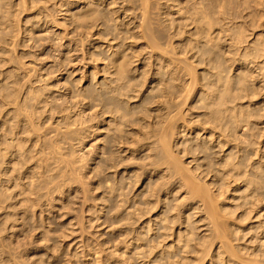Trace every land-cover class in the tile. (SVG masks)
I'll return each instance as SVG.
<instances>
[{
    "label": "rangeland",
    "instance_id": "374dc122",
    "mask_svg": "<svg viewBox=\"0 0 264 264\" xmlns=\"http://www.w3.org/2000/svg\"><path fill=\"white\" fill-rule=\"evenodd\" d=\"M83 7L87 9H83ZM80 8L87 13L79 10ZM80 11L84 12V15L80 16L85 18L84 22L77 20L80 19ZM72 15H75V19L72 18ZM119 55L123 58L120 59ZM117 60L126 63V65L124 64L125 70L121 75L123 78H120L121 76L116 73V67L113 64ZM19 86L21 89L18 88ZM20 90L23 92H19L20 95H18ZM110 90L115 92L112 93ZM0 96V150L2 152L7 150V153H2L7 155L6 158L1 157L4 155L0 154L1 163V158L4 159V164L0 163V172H5L2 175L3 178L0 175V192L6 194L0 193V199L3 200L6 196L7 203L14 204L16 201L15 203L18 205L21 198L26 200L23 199V203L19 207L14 204L11 205L12 209L10 207L7 210L0 208V262H2L0 264H5L3 260L7 264H169L168 261H172L171 264L175 262L178 264H264V246L262 245L264 243V237H262L264 236L263 0H146L145 7L142 5V0H0ZM14 98L21 102L17 103ZM6 99L7 101H4ZM2 101L11 103V105H4L5 103L2 104ZM87 101L90 102L87 103ZM14 105L21 107L22 110L20 111L18 107L16 109ZM10 106L16 110L11 109ZM32 106L35 110H32L33 112L30 111ZM94 106L97 112H95ZM99 106L102 111L98 109ZM91 110L95 112L96 117L90 113ZM19 111L30 112L29 115H33L39 120L31 116L26 119L27 113H24V116L20 115ZM79 111H84L85 116H83V120L78 121L76 116L79 117ZM17 114H19V118ZM117 116L121 117L118 118ZM144 116L149 121L143 119ZM28 118L33 120L32 123L34 124L42 123V126L32 124ZM90 118H93L92 121L89 120ZM166 118H171V121L170 119L164 121ZM19 119H25L23 120L25 124L18 121ZM35 121L38 122L35 123ZM125 122L135 123L133 124L135 126ZM147 122L150 125L148 128L155 129L151 134L148 132L150 129L142 131L146 130L147 124L144 123ZM156 122L161 123L160 126H166L164 124L173 126L171 128H173L174 134L169 133V136L165 137L168 140L167 145L172 146H169L167 151L170 148L177 149V153L175 150L171 149V151L173 155L177 154L174 157H178L176 160H179L182 165L178 164L179 161H173L172 157H170L172 160L169 159V161L176 163V165L169 164L168 160H163L161 155L164 150L162 147V150L159 149L161 144L156 142L157 140L160 141L158 138H163L162 135L160 136L161 131L165 129L164 133L167 135L166 131L169 128L164 127L163 129L162 126L161 130ZM124 123L128 126L125 127ZM27 125H34L39 128L33 127V129ZM169 125L167 126L169 127ZM15 126H18L19 129ZM116 126L121 130H117L121 132V136H118L119 133H115V131L113 133ZM27 127L30 128V132ZM135 128L138 130L141 128L140 132ZM31 129L36 131L41 129L40 132L43 133V136L39 137L42 138H38V135L42 133L36 132L35 137L38 138L36 139ZM90 129L94 132H89ZM16 131H20V135ZM141 131L145 132L146 135L149 133L148 137L152 136L151 139L143 135ZM122 132H130V134L135 132V134L132 133L136 136H133L136 139L134 144L143 142L144 136L147 142L144 141L146 142L143 143L145 144L144 147L142 144H140L142 146L138 144L133 149V143L130 142L131 137H122ZM159 132L160 134H158ZM14 134L18 135L14 136ZM29 134L33 135L29 136ZM139 134L140 137H143L137 142L140 138ZM114 135L116 137H113ZM157 135L159 136L157 137ZM12 136L14 138H11ZM28 136L30 142L28 139H23L28 138ZM49 137H56V139L53 141L52 138L51 141ZM108 137H110L109 140ZM112 137L126 138L125 140H129L128 143H132V149L125 147L127 145L130 147V143L126 144L127 141L117 138L119 143L124 142V144L121 145L120 143V148L117 146L118 148L114 150L118 143L114 145L115 143L111 140ZM20 138L21 140H19ZM58 138L60 139L58 140ZM11 139L27 142L18 143L15 141V145H12ZM117 139L114 140L118 141ZM131 140L133 141V139ZM39 141L40 144H38ZM108 141L112 142L111 146L115 148H110ZM148 141L150 146H148ZM54 142L60 145L59 154L50 153V146ZM30 143L34 146H30ZM36 143L39 147H35ZM13 146L20 147V150ZM24 146L28 148H24ZM147 146L150 148H145ZM140 148L145 150H138ZM40 149L48 151L42 152ZM136 149L141 153L133 152ZM148 149L151 151L148 152ZM102 150L109 151V153H104ZM125 150L129 152H123ZM113 151H116V156H113ZM21 152L22 155L25 154L24 156H26H23V159L20 155ZM33 152L35 153L33 154ZM39 153H44V156L49 155V159L56 157L52 155L57 154L62 157L64 154L63 156L67 160L73 161L74 158V162H72L73 164L65 162L69 163L68 165L64 162L63 164L59 163L61 166L55 165L57 163L51 162L49 159L47 162L48 156L44 157ZM81 153L86 160L83 159ZM117 153L124 162L126 158H131L125 162L128 164L125 165L127 167L124 168L123 161L119 159ZM132 153L134 156H131ZM166 153L164 152L165 156H172V153ZM18 154L20 157L17 156ZM79 154L83 159L81 161L80 158L78 159ZM111 154L114 158L117 157L118 162L120 160L119 164L122 163V167L118 168L120 165L117 164L118 166L113 167L116 168L115 171L110 172L111 169L108 168H111L109 165L112 161L105 159ZM11 155H15V157L12 156V159ZM30 155L33 157L31 158ZM39 155L43 157H39L42 160L37 158ZM106 155L107 157L104 159ZM147 155L154 158L149 160ZM10 157L11 159H9ZM90 157H95V159L87 160ZM135 157L136 160H134ZM139 158H142V161ZM43 159L47 165L42 163ZM103 160L106 161L107 165L102 163ZM113 162L112 164H116L117 161ZM232 162H236V164L233 165ZM26 163H28L27 166H25ZM99 163L105 164V166L100 167ZM144 164H148V168ZM65 165L68 168L70 166L75 167L73 169L75 172H72L71 167L68 170H71L72 173L67 174V169L64 172ZM29 166L30 168H28ZM31 166L34 169H31ZM107 166L109 167L106 168ZM128 166L131 168L129 167V169ZM172 166L176 167L177 170ZM178 166H181V169ZM39 168L42 170H39L41 172H38ZM143 168L145 170H142ZM185 168L189 172L192 170L194 173V175L190 173L192 178L196 174H198L196 179L202 178L204 175L201 184L197 183L198 187L206 186L199 187L204 189V194L207 193L206 190L209 192L212 189L215 190L212 192L215 193L216 206L209 200H213V197H209L208 201L206 200L209 193L205 195V198H203L204 194L193 195L192 192H190V197L188 196L189 191L186 192L187 188L185 189V187H188L189 184L183 187L188 181L181 179L189 176V172L187 174ZM19 169L22 172L19 174L20 176L18 175L21 179L17 176ZM151 169L154 170L151 171ZM178 169H184L183 172L186 175L181 171L185 175L183 177ZM26 170L31 172L28 173ZM34 170H37V174H43L38 177L32 172ZM61 170L63 171L61 172ZM100 170L103 172L105 170L104 174L109 175H105L109 178L106 177V180L109 181L104 180V178L103 180L109 182L107 185L111 182V185L114 186H110L111 188L115 187L113 188L114 191L108 188L106 182L100 178V176L105 177ZM132 170L135 173L141 171L140 175L144 174L141 176L142 180L139 173L138 175L132 174ZM175 171L177 172L175 173ZM26 172L27 176H25ZM63 172L65 175L63 174L62 177L60 173ZM112 172H115V175H110ZM150 172L151 174H149ZM209 172L218 174H209ZM11 175L17 177H13L8 183L12 178ZM122 175L126 177L123 178ZM132 175L136 176L133 177ZM28 176L31 177L28 179L26 178ZM32 177L34 178L32 179ZM61 177L63 181L60 179ZM136 177L141 182L136 179L137 182L133 183L136 184L135 186L122 181V179L129 181L133 178L130 182H134ZM243 177L244 179H242ZM39 178L40 180H38ZM118 178H122L121 181ZM235 178L237 180H234ZM188 179L189 177L185 180ZM200 179L198 180L200 181ZM20 180H23L24 186H26V182L28 183L25 187L27 189H23L24 186ZM58 180L61 186L63 185L62 182L64 183L63 187L56 186ZM64 180L70 183L66 184ZM191 180L196 183V180ZM5 181L7 184L3 183ZM155 181L158 182L156 185H154ZM202 182L204 183L202 184ZM18 183L20 186H17ZM50 184H55V188ZM148 184L151 187L147 188ZM47 185H50L48 190L45 188L48 187ZM116 185L125 191L121 188L119 190ZM5 187L9 188L10 191ZM29 187L33 188V191L28 189ZM2 188L6 190L2 191ZM57 188H62L61 192H58L60 189L57 191ZM69 188L70 190H68ZM13 189L19 190L16 191L17 194L13 192L15 191ZM26 190L32 192L31 195ZM34 190L38 192V195L35 194ZM53 190L57 192H52ZM154 190L156 191L155 194ZM120 191H124V193ZM139 192L141 193L138 194ZM150 193L155 195L153 197L151 194L152 199H149L151 198ZM10 194L13 195H11L12 197L20 198H16L17 200L11 198ZM144 194L146 195L143 196ZM7 195L9 196L7 197ZM27 196L32 197L30 199ZM195 196L199 199L194 198ZM145 197H147L146 200L148 199L146 202L151 201L152 204V200L156 201L157 199L154 198H158L156 202L154 201L158 205L146 203ZM123 198H128L127 201H131L127 203L126 199L123 200ZM201 198L203 201H211V206L207 205L206 201L202 204L203 201H199L202 200ZM27 199L30 202L33 200L31 202L33 205ZM161 199L164 202L160 203ZM252 199L253 204H251ZM25 202L29 203L26 204ZM203 205L207 207L213 205L215 207L213 209L219 213L218 219L215 217L216 213L214 216L208 215L218 220L213 219V222L215 221L218 225H223L222 222H225L223 227L220 226L221 229L218 225L216 226L217 232L219 228L223 237L220 234L215 236L216 233L211 235L216 232L213 224L212 227L209 226L211 223L209 219L211 220L213 217L207 218L206 209H203ZM257 205L256 212H254V207ZM13 207L19 209L15 210ZM136 207L139 209L134 211ZM248 207L249 209H247ZM125 208L127 209L125 210ZM160 208H162L161 213ZM9 209L13 215L16 211L17 215H11L8 212ZM213 209L210 210L213 211ZM138 210L141 213H138ZM207 213L211 212L207 211ZM7 214H10V217ZM121 214L122 217H120ZM135 214L141 216L137 217ZM12 217H14V221L15 218L18 222L23 219L24 221L16 222V225H13L15 223H12L14 222ZM156 217H159V220ZM148 218L153 222H147L149 221ZM143 219L145 220L143 221ZM180 222L182 224H179ZM146 223H149L148 228L151 230H147L148 224ZM163 226L167 227L164 228ZM210 228H214L213 232ZM211 236H221L218 238L222 239L213 238L214 241L212 239L210 241ZM163 238L166 239L163 240ZM210 242L214 243L210 245ZM151 244L156 248H151L150 246H153ZM224 245L227 247L231 245L229 247H233L234 250L229 248V251H234L232 253L234 255L230 254ZM220 247L222 248L220 249ZM150 248L154 252L149 250L152 251L150 253L147 250ZM162 248L165 249L159 253ZM223 249L227 252H223ZM205 250H210L207 252L209 255L205 253ZM156 252L158 253L155 254ZM201 252L202 254L205 253V257L202 256ZM153 254L155 255L153 256ZM254 254L256 257H252ZM212 256L215 257L212 259ZM174 258L180 260L173 261ZM194 259L196 261H193ZM97 260L99 261L97 262Z\"/></svg>",
    "mask_w": 264,
    "mask_h": 264
},
{
    "label": "bare ground",
    "instance_id": "6f19581e",
    "mask_svg": "<svg viewBox=\"0 0 264 264\" xmlns=\"http://www.w3.org/2000/svg\"><path fill=\"white\" fill-rule=\"evenodd\" d=\"M256 1H258V0H256ZM263 1H264V0H263ZM145 4H146V0H142V5H143L144 7H145ZM83 9H87V8H84V7H83ZM83 9L80 8L79 10L84 11ZM88 10H89V8H88ZM84 12L87 13L86 11H84ZM84 12H83V13H84ZM73 13L75 14V12H73ZM73 13H72V14H73ZM77 13H78V12H77ZM79 13H80L79 17H80L81 15H84L81 11H80ZM81 13H82V14H81ZM75 15H76V14H75ZM75 15H72V18L75 19V17H74ZM76 16H77V15H76ZM70 17H71V16H70ZM84 17H85V16H84ZM74 19H72V20H74ZM76 19H77V18H76ZM80 19H81V20H80ZM80 19H77V20H78V21H82V20H83L82 22L85 21V20H84L85 18H81V17H80ZM116 56L118 57V54H117ZM119 56H120V55H119ZM120 57H121V56H120ZM122 58H123V57H121L120 59H122ZM114 59H115V58H114ZM117 59H118V58H117ZM115 61H116V60H115ZM119 61H120V60H117V62H114V61H112V62H114L113 64L115 65V66H114V65H113V66L116 67V73L119 74V75L121 76L122 73H123V71L125 70V69H124V66L126 65V63H124V61H120V62H119ZM124 64H125V65H124ZM11 73H13V72H11ZM11 75H12V74H11ZM12 76H14V75H12ZM14 78H15V76H14ZM120 78H123V76H121ZM15 81H16V80H15ZM10 83H12V82H10ZM13 83H14V82H13ZM11 86H13V85H11ZM116 87H117V86H116ZM18 88H20V86H19ZM107 88H108V87H107ZM109 88H110V87H109ZM20 89H21V88H20ZM13 90H16V89L13 88ZM110 91H112V90H110ZM19 92L22 93L23 91H21V90L18 91V95H20ZM114 92H115V91H112V93H114ZM16 93H17V92H16ZM162 93H163V91H162ZM110 94H111V93H110ZM160 94H161V93H160ZM23 95H24V94H23ZM25 95H26V94H25ZM127 95H128V94H127ZM1 96H2V95H1ZM1 96H0V97H1ZM15 96H16V95H15ZM161 96L163 97V95H161ZM13 97H14V96H13ZM17 97L19 98L20 96H17ZM17 97H16V98H17ZM88 97H89V96H88ZM20 98H23V97H20ZM24 98H25V97H24ZM128 98H129V97H128ZM10 99H12V98H10ZM2 100H3V99H2ZM14 100H16V99L14 98ZM4 101H7V99L4 100ZM4 101H2V102H3L2 104L5 103ZM9 101H11V100H9ZM157 101H159V100H157ZM166 101H167V100H166ZM16 102L18 103V102H21V101H18V99H17ZM16 102H14V103H16ZM88 102H90V101H87V103H88ZM164 103H165V102H164ZM6 104L11 105V103H5L4 105H6ZM24 104H25V103H24ZM167 104H168V103H167ZM167 104H166V105H167ZM12 105H13V104H12ZM17 105H18V104H17ZM17 105H14L15 108L18 107ZM99 105H101V104H99ZM3 107H4V106H3ZM10 107H11V106H10ZM15 108H12V107H11V109H15ZM18 108L20 109L21 107H18ZM66 108H67V107H66ZM66 108H65V109H66ZM68 108H69V107H68ZM94 108H95V106H94ZM94 108H93V110H94ZM16 109H17V108H16ZM16 109H15V110H16ZM19 109H18V110H19ZM25 109H27V108H25ZM65 109H63V110H65ZM98 109L101 110V107L99 106ZM166 109L168 110V108H166ZM21 110H22V109H20V111H21ZM27 110H28V109H27ZM32 110H34V109H33V106H32V108H31L30 111H32ZM95 110H96L95 112H97V109H96V108H95ZM20 111H19V112H20ZM34 111H35V110H34ZM84 111H85V109H84ZM84 111H79V112H78V113H79V117L76 116L77 119H78V121H79L80 119L83 120V116H85V114H84L85 112H84ZM98 111H99V110H98ZM101 111H102V110H101ZM32 112H33V111H32ZM83 112H84V113H83ZM93 112H94V111L91 110L90 113H91V114H94V116H95V112H94V113H93ZM114 112H115V111H114ZM8 113H9V112H8ZM15 113H17V112H15ZM20 113H21L20 115H24L25 112H24V113H23V112H20ZM22 113H23V114H22ZM26 113H27V112H26ZM26 113H25V114H26ZM28 113L31 114L30 112H28ZM28 113L26 114V116L24 115V116L26 117V119H27L28 116L33 117V115H29ZM34 113H36V112H34ZM90 113H89V114H90ZM109 113H111V112H109ZM4 114H6V113H4ZM96 114H99V113H96ZM13 115H14V114H13ZM17 115H18V118H19V114H17ZM76 115H77V114H76ZM87 115H88V114H87ZM122 115H124V114H122ZM14 116H16V115H14ZM90 116H91V115H90ZM94 116H93V118H94ZM99 116H101V115H99ZM102 116H103V115H102ZM148 116H149V115H148ZM148 116H146V117L148 118ZM36 117H38V116H36ZM68 117H70V116H68ZM86 117H87V116H86ZM95 117H96V116H95ZM108 117H109V116H108ZM114 117H115V116H114ZM117 117H118V116H117ZM120 117H121V116H120ZM120 117H118V118H120ZM153 117H155V116L153 115ZM21 118H24V117L21 116ZM33 118H34V117H33ZM33 118H32V119H33ZM38 118H39V117H38ZM70 118H71V117H70ZM93 118H92V119H93ZM106 118H107V117H106ZM155 118H157V116H156ZM28 119L30 120V118H28ZM34 119H37V118H34ZM67 119H69V118H67ZM87 119H88V118H87ZM92 119L90 118L89 120L92 121ZM143 119H146L145 116L143 117ZM167 119H170V121H171V118H166V120H164V121H167ZM15 120H17V119H15ZM23 120H25V119H23ZM23 120L19 119L18 121H22V123H24ZM37 120H39V119H37ZM119 120H120V119H119ZM12 121H14V120H12ZM26 121H27V120H26ZM30 121H31V123H32L33 120H30ZM30 121H28V122L30 123ZM72 121H73V120H72ZM74 121H77V120H74ZM113 121H115V120L113 119ZM116 121H118V120H116ZM124 121H129V120H124ZM146 121H149V120L146 119ZM168 121H169V120H168ZM33 122H34V121H33ZM37 122H38V121H37ZM37 122L35 121V123H37ZM100 122H101V121H100ZM102 122H103V120H102ZM104 122H105V121H104ZM121 122H122V121H121ZM121 122H120V123H121ZM22 123H21V124H22ZM125 123H126V122H125ZM125 123L123 124L125 127L128 126V125L126 126V124H129V125L132 124V126H135V125H133V124H135V123H130V122H129V123H126V124H125ZM156 123H158V122H156ZM166 123H171V122H166ZM12 124H15V123H12ZM24 124H25V123H24ZM27 124H28V123H27ZM32 124H34V123H32ZM38 124H39V123L34 124V125H38ZM69 124H70V123H69ZM75 124H76V123H75ZM103 124H104V123H103ZM144 124H147V127L143 125V127H146V130H142V131H147L148 129H150V130H148V132H149L150 134H151V132H152V133L154 132L155 129L152 130V128H148V127H150V125L148 124V122H147V123H144ZM160 124H161V123H158L157 126H160ZM17 125H19V123H17ZM22 125H23V124H22ZM34 125H33V126H31V125H27V126H30L31 128H33V127L39 128V127L34 126ZM39 125L42 126V123L39 124ZM67 125H68V124H67ZM70 125H71V124H70ZM148 125H149V126H148ZM152 125H153V124H152ZM164 125H166V126L161 125L159 128H161V130H162V126H163V129H164V127H166V129L169 128V129H167V131H169V130H171V131H169V132L166 131V133H168V134L166 135V134L164 133V132H165V129H164V131H161V130H160V131L162 132V134H160V132H159L158 134H160V136L162 135L164 139H163V138H158V139H160V141L157 140L156 143H160V144L162 145V146L160 145V148H159V149H161V147L163 148V150H164V151H162L163 154H164V152H165V153H166V152H169L168 154H170V153H172L171 149L173 150V148H170V150L167 151V150H168V147H169L170 145H167L168 140L165 139V137H166V136H169V133L174 134V133H173L174 131H172L173 128H171V127H173V126H172V125L170 126L169 124H164ZM167 125H169V127H168ZM9 126H10V125H9ZM24 126H25V125H24ZM24 126H22V127H24ZM92 126H93V124H92ZM94 126H95V124H94ZM132 126H129V127H132ZM139 126H140V125H139ZM141 126H142V125H141ZM15 127H17V128L19 129L18 126H15ZM129 127H128V129H129ZM151 127H153V126H151ZM17 128H15V130H17ZM28 128H29V127H27V129H28ZM41 128H42V127H41ZM133 128H134V127H133ZM133 128H131V129H133ZM141 128H142V127H141ZM141 128H140V130H141ZM27 129H26V131H27ZM33 129H34V128H33ZM33 129H31V131L34 133V137L36 136V135H35L36 132H39L40 134L42 133V132H40V131H42L41 129H39L38 131L33 130ZM118 129H119V128L116 126V128L113 130V133H114V131H115V133H116V132L119 133L118 136H121V135H120L121 132H119V131H121V130L119 129V131H117ZM135 129H137V128H135ZM135 129H134V130H135ZM29 130H30V128L28 129V131H29ZM137 130H138V129H137ZM140 130H138V131L140 132ZM151 130H152V131H151ZM158 130H159V129H158ZM158 130H157V131H158ZM176 130H177V128H176ZM182 130H184V129H182ZM11 131H13V130H11ZM34 131H35V132H34ZM44 131H45V130H44ZM125 131H127V130H125ZM128 131H130V130H128ZM142 131H141V133H143V135H146V133H145V132H142ZM16 132H17V131H16ZM19 132H20V131H18L17 133L19 134ZM23 132H24V131H23ZM29 132H30V131H29ZM89 132H94V131L90 129ZM130 132H131V131H130ZM130 132H125V133L122 132V137H127V138H129L128 136H130V137H131V138H130V142L133 143V142L136 140V139L133 138V136H134L133 134H135V132H132V133H133V134L131 133L132 135L130 134ZM179 132H180V131H179ZM182 132H183V131H182ZM12 133H13V132H12ZM27 133H28V132H27ZM44 133H46V132H44ZM126 133H128V135H126ZM149 133H147L146 137H148V135H150ZM176 133H177V131H176ZM18 134H17V135H18ZM129 134H130V135H129ZM136 134H137V133H136ZM17 135L14 134V136H17ZM19 135H20V134H19ZM32 135H33V134H29V136H32ZM111 135H112V134H111ZM125 135H126V136H125ZM164 135H165V136H164ZM177 135H178V133H177ZM179 135H180V134H179ZM14 136H12L11 138H14ZM29 136H28V138H23V139H25V140L28 139V140H29L28 142H30ZM39 136H43V133H42L41 135H38V138H42V137H39ZM116 136H117V134H116ZM116 136L114 135L113 137H116ZM138 136L140 137V134H139ZM153 136H154V135H153ZM158 136H159V135H157V137H158ZM180 136H181V135H180ZM18 137H20V136H18ZM21 137H22V134H21ZM23 137H24V136H23ZM50 137H51V136H50ZM50 137H49V138H50ZM113 137H112V138H113ZM122 137H121V138H120V137H117V138L120 139V140L123 139V141H125V142L127 141L126 144H129V143H130V142L128 143L129 140H125L126 138H122ZM134 137H136V136H134ZM142 137H143V136H141V137L138 139L137 142H139V140H141ZM144 137H145V136H144ZM144 137L142 138V139H143V140H142L143 142H140V143H137V144H134V143L132 144V143H130V144H129L130 147H128V145H127V146L123 145V147L125 146V147H127V148H131L132 145H133L134 147H132V148L134 149V148L137 147L136 145H138V144H139V145L142 144L143 147H144L145 144H143V143H146V142H147V141L145 140ZM151 137H152V136H149L148 138L151 139ZM175 137H176V135H175ZM16 138H17V137H16ZM35 138H36V137H35ZM35 138H34V140H35ZM38 138H36V139H38ZM52 138H53V141L56 139V137H52ZM52 138H50L49 140H51ZM117 138H113V139H111V140H113L112 142L115 143V144L113 143L114 145H116L117 143L119 144V145L117 144V145L115 146L116 148H115V147H112V146H111V145H112V142L108 141V142H110V146H111L110 148H115L114 150H116V149L120 146V143H121V142L119 143V140H118ZM167 138H168V137H167ZM181 138H182V137H181ZM44 139H45V138H44ZM59 139H60V138H58V140H59ZM109 139H110V137H108V140H109ZM114 139H117L118 141H116V140H114ZM131 139H133V141H132ZM175 139H176V138H175ZM11 140L13 141V139H11ZM19 140H21V138H20ZM19 140H14L13 143H11V144H12V145H13V144L15 145L14 142H15V141L18 142ZM25 140H24V141H25ZM39 140H41V139H39ZM45 140H46V139H45ZM106 140H107V139H106ZM106 140H105V141H106ZM147 140H148V139H147ZM164 140H167V141H164ZM24 141H22V142H24ZM36 141H38V140H36ZM51 141H52V140H51ZM144 141H146V142H144ZM149 141H150V140H149ZM149 141H148V146H150L149 143L151 142V141H150V142H149ZM158 141H159V142H158ZM182 141H183V140H182ZM22 142H18V143H22ZM25 142H27V141H25ZM41 142H42V141H41ZM165 142H166V143H165ZM18 143H17V144H18ZM31 143L34 144V142H31ZM31 143H30L29 145H30V146H34V145H32ZM37 143H38V142H37ZM37 143H36V146H35V147H37V146L39 147V145H37ZM102 143H103V142H102ZM135 143H136V142H135ZM174 143H176V142H174ZM180 143H182V142H180ZM27 144H28V143H27ZM38 144H40V141H39ZM50 144H51V143H50ZM122 144H124V142L121 143V145H122ZM131 144H132V145H131ZM177 144H178V143H177ZM12 145H11V147H12ZM21 145H22V144H21ZM25 145H26V144H25ZM42 145H44V144L42 143ZM102 145H104V144H102ZM142 145H140V146H142ZM158 145H159V144H158ZM172 145H174V144H172ZM186 145H187V144H186ZM30 146H29V147H30ZM59 146H60V145H58L56 142H54L53 144H51V146H50V153H52V154H54V153H58V154H59V153H60V152H59V149H60ZM106 146H107V145H106ZM117 146H118V147H117ZM148 146L145 147V148H150V147H148ZM174 146H175V145H174ZM176 146H177V145H176ZM191 146H192V145H191ZM5 147H6V146H5ZM13 147H15V146H13ZM17 147H18V146H17ZM17 147H15V148H16L17 150H20V149H19L20 147H19V148H17ZM25 147H26V146H24V148H25ZM40 147H42V146H40ZM61 147H62V146H61ZM108 147H109V146H108ZM125 147H124V148H125ZM138 147H139V146H138ZM170 147H172V146H170ZM186 147H188V145H187ZM9 148H10V147H9ZM9 148H8V149H9ZM15 148H14V149H15ZM26 148H28V147H26ZM44 148H45V147H44ZM102 148H104V147H102ZM119 148H120V147H119ZM132 148H131V149H132ZM141 148H142V147H141ZM141 148L138 149V150H141ZM2 149H4V148H2ZM41 149H42V148H41ZM41 149H40V150H41ZM125 149H126V148H125ZM151 149H152V148H151ZM179 149H180V148H179ZM184 149L186 150V148H184ZM4 150H6V149H4ZM4 150H3V151H4ZM9 150H10V149H9ZM23 150H24V149H23ZM28 150H29V149H28ZM35 150H36V149H35ZM37 150H38V149H37ZM60 150H61V149H60ZM107 150L110 151V149H107ZM118 150H119V149H118ZM128 150H130V149H128ZM138 150L136 149V150H134L133 152L136 153V151H137V152L141 153V152L138 151ZM142 150L144 151L145 149H142ZM142 150H141V151H142ZM161 150H162V149H161ZM174 150H175V149H174ZM174 150H173V151H174ZM176 150H177V149H176ZM176 150H175V153H177ZM185 150H184V151H185ZM0 151H1V150H0ZM13 151H14V150H13ZM24 151H25V150H24ZM24 151H23V152H24ZM41 151H42V150H41ZM44 151H48V150H43L42 152H44ZM80 151H81V149H80ZM102 151H103L104 153H107V152L109 153V151H106V150H102ZM126 151H127V150H125V151H123V152H126ZM150 151H151V150H150ZM150 151H149V149H148V152H150ZM11 152H12V150H11ZM14 152H15V151H14ZM17 152H18V151H17ZM27 152H28V151H27ZM38 152H39V151H38ZM113 152H114V151H113ZM120 152H121V149H120ZM123 152H122V153H123ZM127 152H129V151H127ZM145 152H147V151H145ZM148 152H147L146 154H148ZM2 153H7V150H6V152H5V151H4V152H2V151L0 152L1 155H4V156H1V157L6 158L7 155L2 154ZM15 153H16V152H15ZM34 153H35V152H33V154H34ZM139 153H138V154H139ZM178 153H181V152L178 151ZM184 153H186V152H184ZM12 154H14V153H12ZM23 154H24V153H23ZM39 154H41V153H39ZM52 154H51V155H52ZM61 154H63V153H61ZM81 154H82V153H81ZM81 154H79L78 159L80 158V161L83 160V159L86 160V159H85V156H84L83 154H82L83 159H82V157H80ZM115 154H116V151L114 152V155H113V156H116ZM117 154H118L117 156L119 157V153H117ZM129 154H130V153H129ZM132 154H133V155H131V156H134V153H132ZM163 154L161 155V156H163V157H162L163 160H168L169 164L176 165V163H174V162H173V163H170V162H171V161H169V159H171L170 157H172L173 161L175 160V162L179 161V160H176V159H178V157H177V158L174 157V156H176L177 154L173 155V153H172V156H165V154H164V155H163ZM166 154H167V153H166ZM188 154H190V153H188ZM195 154H196V153H195ZM15 155H16V154H15ZM15 155H11V157H12V156L15 157ZM20 155H22V152H21ZM24 155H25V154H24ZM24 155L21 156L22 159H23V156H24ZM36 155H37V154H36ZM41 155L44 156V153L41 154ZM41 155H39L37 158L42 157ZM63 155H64V154H63ZM63 155H62V157H60L61 155L58 156L57 154H56V155H52V156H56V157H51V159H49V157H50L49 155H45V156H46V157L48 156V158H47V162H48V159H49V161H51V162L53 161L54 163H57V164H55V165H58L59 163H60V164H63V162H64V163H65V162H69V163L74 162V158H73V161L70 160V159H68V160L71 161V162H70V161H68V160L66 159V157L63 156ZM94 155H95V154H94ZM107 155H108V154H107ZM107 155L104 157V159L107 157ZM109 155H110V154H109ZM120 155H121V153H120ZM122 155H123V154H122ZM127 155H128V154H127ZM127 155H125V156H127ZM139 155H140V154H139ZM9 156H10V153H9ZM17 156L20 157L19 154H18ZM27 156H28V155H27ZM45 156H44V157H45ZM95 156H96V155H95ZM111 156H112V154H111ZM111 156H108L105 160H106V161L109 160L110 162H111V161H112V162H113V161H114V162H116V161L118 162V159H116L117 157L114 158V157L112 156V158H113V159H112ZM135 156H136V155H135ZM147 156H148V159H149V160H151V158H154V157H149V155H147ZM150 156H151V153H150ZM179 156H180V155H179ZM200 156H202V155H200ZM11 157H10L9 159H11ZM13 157H12V159H13ZM24 157H26V156H24ZM30 157H31V155H30ZM32 157H33V156H32ZM32 157H31V158H32ZM34 157H35V155H34ZM59 157H60V158H59ZM136 157H137V156H136ZM136 157H135V159H134V158H132V159L136 160ZM140 157H141V156H140ZM164 157H165V159H164ZM167 157H168V158H167ZM173 157H174V158H173ZM3 158H1V159H2V163H3V160H4ZM7 158H8V157H7ZM21 158H20V159H21ZM31 158H30V159H31ZM37 158H36V159H37ZM42 158H43V157H42ZM71 158H72V157H71ZM123 158H124V157H123ZM125 158H126V157H125ZM142 158H144V157H142ZM142 158H139V160L141 159V161H142ZM18 159H19V158H18ZM39 159H41V158H39ZM39 159H38V162H40ZM44 159L46 160V158H44ZM44 159H43V161H42L43 164L46 163V161H45ZM78 159H75V160H78ZM91 159H95V157H94V158L90 157V158L87 159V160H91ZM119 159H120V157H119ZM130 159H131V158H130ZM130 159H129V158H128V159L126 158V160H130ZM172 159H171V160H172ZM5 160H6V159H5ZM16 160H17V159H16ZM24 160H25V159H24ZM41 160H42V159H41ZM105 160H103V162H102V161H100V162L105 163V162H106ZM115 160H116V161H115ZM120 160L123 161L122 158H121ZM120 160H119V162H120ZM126 160H125V162H126ZM137 160H138V159H137ZM145 160H147V159H145ZM194 160H195V158H194ZM196 160H197V158H196ZM10 161H11V160H10ZM22 161H23V160H22ZM29 161H30V160H29ZM34 161H36V160H34ZM34 161H33V162H34ZM44 161H45V162H44ZM122 161H121V162H122ZM227 161H228V160H227ZM5 162H6V161H5ZM25 162H26V160H25ZM25 162H23V163H25ZM31 162H32V161H31ZM36 162H37V161H36ZM36 162H35V164H37ZM112 162H111V165H109L111 168H108L109 166L106 167V168H108V169H111L110 172H111L112 170L115 171L116 168L114 169L113 167H115L117 164L120 165V166L117 165L118 168H119V167H122V166H121L122 163L124 164V165H123L124 168L127 167V166H125V165H128V164H125L124 161H123L121 164H119V162H118V163L116 162V164H112ZM114 162H113V163H114ZM179 162H180V161H179ZM179 162H178V164L182 165L181 162H180V163H179ZM0 163H1V162H0ZM2 163H1V164H2ZM9 163H10V162H9ZM23 163H21V164H23ZM69 163H65V164L68 165ZM108 163H109V162H108ZM3 164H4V163H3ZM7 164H8V163H7ZM7 164H6V165H7ZM27 164H28V163H26L25 166H27ZM38 164H40V163H38ZM60 164H59V165H60ZM72 164H73V163H72ZM72 164H71V165H72ZM105 164L107 165V163H105ZM105 164L102 165V164L99 163L100 167H101V166L104 167ZM153 164H155V163L153 162ZM156 164H157V163H156ZM202 164H203V163H202ZM231 164L234 165V164H236V162H235V163L232 162ZM23 165H24V164H23ZM29 165H30V164H29ZM40 165H42V164H40ZM40 165H39V167H41ZM44 165H45V164H44ZM46 165H47V163H46ZM144 165L146 166V168H148V167H147L148 164H147V165L144 164ZM151 165H152V164H151ZM222 165L225 166L226 164H222ZM222 165H221V166H222ZM60 166H61V165H60ZM69 166H70V165H69ZM148 166H149V165H148ZM203 166H204V165H203ZM4 167H6V166H4ZM21 167H22V166H21ZM31 167H32V166H31ZM52 167H53V166H52ZM55 167H58V166H55ZM55 167H54V168H55ZM62 167H64V166H62ZM65 167H66V168H64L65 170L63 169L64 172L66 171V169L68 170L71 166L68 168V166L65 165ZM129 167L131 168V166H128V168H129ZM180 167H181V166H178L179 169H181ZM182 167H183V166H182ZM197 167H199V166H197ZM227 167H228V166H227ZM230 167H231V165L229 166V168H230ZM236 167H237V166H236ZM7 168H8V166H7ZM28 168H30V166H29ZM37 168H38V167H37ZM44 168H45V167H44ZM106 168H104V169H106ZM130 168H129V169H130ZM172 168H176V167L172 166ZM200 168H202V167H200ZM233 168H234V166H233ZM24 169H25V168H24ZM31 169H34V168L32 167ZM35 169H36V168H35ZM41 169H43V167H41ZM41 169L39 168V169H38V172H41V171H42ZM51 169H52V168H51ZM56 169H57V168H56ZM56 169H53V170H56ZM73 169H75V167L73 168V166H72V167H71L72 172L74 171ZM101 169H103V168H101ZM120 169H121V168H120ZM132 169H135V168H132ZM138 169H139V168H138ZM179 169H178V170H179ZM185 169H186V168H185ZM191 169H192V168H191ZM19 170H20V169H19ZM19 170H18V171H19ZM22 170H23V169H22ZM28 170H30V169H28ZM28 170H26V171L28 172ZM39 170H41V171H39ZM44 170H45V169H44ZM63 170H61V172H62ZM71 170H70V171H71ZM121 170H122V169H121ZM121 170H120V171H121ZM124 170H125V169H124ZM139 170H140V169H139ZM139 170H137V171H139ZM142 170H145V169L143 168ZM146 170L148 171L149 169H146ZM153 170H154V169H151V171H153ZM175 170H177V168H176ZM198 170H199V169H198ZM230 170H232V169H230ZM18 171H17V172H18ZM24 171H25V170H24ZM36 171H37V170H34V171H32V172L35 173V174H37L38 172H36ZM68 171H69V170H68ZM68 171H66L67 174H68V173H72V172H70V171L68 172ZM100 171H101V174H102V173H103V174L105 173V170H104V172H103L102 170H100ZM108 171H109V170H108ZM108 171H107V172H108ZM116 171H117V170H116ZM147 171H146V172H147ZM149 171H150V170H149ZM181 171H182V173H185V172H183L184 169L179 170L180 173H181ZM186 171H187V174H188L189 170L186 169ZM228 171H229V170H228ZM235 171L238 172V170H235ZM1 172H2V171H1ZM1 172H0V173H1ZM27 172H26V175H25V176H27ZM30 172H31V171H29L28 173H30ZM64 172H63V173H60V175H62V177L65 175ZM74 172H75V171H74ZM124 172H125V171H124ZM124 172H122V173H124ZM131 172H133L132 174L135 173L134 170H132ZM140 172H141V171H140ZM140 172H137V173H135V174L138 175V173H139V177L141 178V176H143L144 174H143V175H140ZM176 172H177V171H175V173H176ZM179 172H178V173H179ZM198 172H199V171H198ZM203 172H204V171H203ZM3 173H5V172H2V174H0V175H1V176L4 175ZM6 173H7V172H6ZM20 173H22L21 170L17 173V176H18ZM114 173H115V172H114ZM114 173L112 172V174H110V175H115ZM119 173H120V172H119ZM143 173H145V172H143ZM152 173H153V172H152ZM182 173H181V174H182ZM190 173L194 175V173H192V170L189 172V176H188V175L185 176L186 173H185V175L182 174V176H183V175L185 176V179L189 177L188 180H185L184 178H181V179H183L184 181H188V182H186V185H183V187H184V186H187V184L190 185V186L188 185V187H185V189H186V188L189 189V190H187V189L185 190L186 192L189 191V192H188L189 195H188V193L186 194V192H185V194L188 195L189 197H190V195H191L190 192H192L193 195H194V194H198V195H199V194H202V195H203V194H204V191H203L204 189L202 190L201 188L206 187V186H205V185H203V186H199V187H201V188H199L197 183H200V184H201V181H202V178H203L204 175H202V178L200 177L201 179L198 178V179H200V181H199L198 179H196V178H197L196 175H198V174H196L195 177L192 178V175H191ZM199 173H201V172H199ZM210 173H211V172H209V174H210ZM215 173H216V172H215ZM215 173H211V174H215ZM227 173H228V172H227ZM23 174H24V173H23ZM23 174H22V175H23ZM31 174H32V173H31ZM41 174H43V173H39V174H37V176L39 177V175H41ZM58 174H59V173H58ZM63 174H64V175H63ZM103 174H102V175H103ZM117 174H118V173H117ZM124 174H125V173H124ZM126 174H127V173H126ZM128 174L130 175V173H128ZM147 174H148V173H147ZM149 174H151V172H150ZM206 174H207V173H206ZM216 174H218V173H216ZM222 174H224V173H222ZM7 175H8V174H7ZM22 175H21V177L24 178V176H22ZM105 175H108V174L106 173V174H104V176H105ZM190 175H191V176H190ZM11 176H12V175H11ZM17 176H12V178H10V181H8V183L11 182V179H13V177L16 178ZM19 176H20V175H19ZM19 176H18V178L21 179ZM108 176H109V175H108ZM132 176H133V175H132ZM135 176H136V175H134L133 177H135ZM147 176H148V175H147ZM184 176H183V177H184ZM5 177H7V176H5ZM30 177H31V176H30ZM30 177L28 176V177H26V178L29 179ZM34 177L36 178V176H34ZM34 177H32V179H33ZM62 177L60 178L61 180H62ZM106 177H107V176H105V177H103V176L101 177V176H100V178H101L102 180H103V178H104V180H106ZM113 177H114V176H113ZM113 177H111V178H113ZM117 177H119V176H117ZM122 177H123V175H122ZM125 177H126V176H125ZM125 177H123V178H125ZM129 177H130V176H129ZM145 177H146V176H145ZM148 177H149V176H148ZM213 177H214V176H213ZM216 177H217V176H216ZM228 177H229V176H228ZM1 178H3V176H2ZM100 178H98V180H99ZM107 178H108V177H107ZM206 178H207V177H206ZM238 178H239V177H238ZM246 178H247V177H246ZM32 179H31V180H32ZM69 179H70V178H69ZM69 179H68V180H69ZM101 179H100V180H101ZM108 179H109V178H108ZM114 179H115V178H114ZM118 179H119V178H118ZM121 179H122V178H120L119 180L121 181ZM136 179H137V177L134 178V180H136ZM147 179H148V178H147ZM191 179L196 180V181H195L196 183L192 182ZM213 179H215V178H213ZM218 179H219V177H218ZM242 179H244V177H243ZM3 180H4V179H3ZM7 180H9V179H7ZM38 180H40V178H39ZM38 180H37V181H38ZM104 180H103V182L109 181V180H106V181H104ZM115 180H116V179H115ZM123 180L126 181L128 184L130 183V185H134V186H135L136 184H133V183L137 182V180L140 181V179H137V180L134 181V182H130V180H133V178L130 179L129 181H128V179H127V180H126V179H122V181H123ZM141 180H142V178H141ZM208 180H209V179H208ZM210 180H211V179H210ZM234 180H237V179L235 178ZM12 181H13V180H12ZM20 181H21V183H22L23 180H20ZM62 181H63V180H62ZM62 181H61V182H62ZM65 181H66V180H64V182H65ZM69 181H70V180H69ZM69 181H66L65 183L68 184V183H70ZM110 181H111V180H110ZM113 181H114V180H113ZM113 181H112V182H113ZM181 181H182V180H181ZM197 181H199V182H197ZM203 181H204V180H203ZM213 181H214V180H213ZM243 181H244V180H243ZM28 182H30V181H28ZM31 182L33 183V181H31ZM55 182H57V181H55ZM97 182H98V181H97ZM100 182H101V181H100ZM103 182H102V183H103ZM117 182H118V181H117ZM140 182H141V181H140ZM204 182H207V181L205 180ZM204 182H202V184H203ZM210 182H211V181H210ZM216 182H217V181H216ZM225 182H226V181H225ZM227 182H228V181H227ZM227 182H226V183H227ZM244 182H245V181H244ZM259 182H260V181H259ZM3 183H4V184H7L6 181L3 182ZM3 183H2V184H3ZM24 183H25V182H24ZM50 183H51V182H50ZM108 183H109V182H106V183H105L107 187L109 186L108 188H111V186H114V185H111V182H110L109 185H107ZM124 183H125V182H124ZM154 183H155L154 185H156V183H158V182L155 181ZM175 183H176V182H175ZM183 183L185 184V182H183ZM27 184H28V183L26 182L25 185L27 186ZM30 184H31V183H30ZM60 184H61V183H60ZM60 184H59V180H58V182L56 183V186H58V185H60ZM62 184L64 185L63 182H62ZM66 184H65V185H66ZM99 184H100V183H99ZM103 184H104V183H103ZM113 184H115V183H113ZM116 184H118V183H116ZM122 184H123V183H122ZM137 184H138V183H137ZM178 184H179V183H178ZM205 184H206V183H205ZM207 184H209V183H207ZM8 185H9V184H8ZM8 185H6V186L10 188V186H8ZM22 185H23V183H22ZM22 185H21V186H22ZM33 185H37V184H33ZM50 185H51V184H50ZM50 185H47L48 187H45V188H47V190H48L49 187H50ZM54 185H55V184H53V185H51V186H54ZM63 185H62V186L60 185V186L63 187ZM110 185H111V186H110ZM123 185H125V184H123ZM130 185H129V186H130ZM150 185H151V184H150ZM175 185H176V184H175ZM240 185H241V184H240ZM243 185H245V184H243ZM243 185H242V186H243ZM1 186H2V185H1ZM17 186H20L19 183H18ZM23 186H24V185H23ZM26 186H24L23 189H27V188H25ZM102 186H103V185H102ZM134 186H133V187H134ZM212 186H213V185H212ZM238 186H239V185H238ZM2 187H3V186H2ZM31 187H32V186H31ZM31 187H29L28 189L32 190L33 188L31 189ZM39 187H40V185H39ZM118 187H119V186L116 185V188H118ZM130 187H131V186H130ZM144 187H145V186H144ZM144 187H143V188H144ZM149 187H151V186H149V184H148V187H147V188H149ZM155 187H156V186H155ZM173 187L176 188L174 185H173ZM179 187H180V186H179ZM189 187H190V188H189ZM236 187H237V186H236ZM240 187H241V186H240ZM250 187H251V186H250ZM5 188H6V187H5ZM9 188H8V189H9ZM16 188H17V187H16ZM18 188H19V187H18ZM37 188H38V187H37ZM54 188H55V186H54ZM113 188H115V187H113ZM113 188H111L112 191H114ZM120 188L122 189V187H120ZM120 188H118V189L120 190ZM128 188H129V187H128ZM131 188H132V187H131ZM153 188H154V186H153ZM214 188H217V187H214ZM6 189H7V188H6ZM6 189L2 188L1 190H2V191H5ZM8 189H7V190H8ZM19 189H21V187H20ZM38 189H39V188H38ZM51 189H52V188H51ZM59 189H60V191H58ZM97 189H98V188H97ZM154 189H155V188H154ZM172 189H173V188H172ZM172 189H171V190H172ZM205 189H206V188H205ZM207 189H209V188L207 187ZM210 189H212L211 186H210ZM237 189H238V188H237ZM237 189H236V190H237ZM13 190H15V189H13ZM56 190H57L58 192H61L62 188H57ZM68 190H70V188H69ZM84 190H85V189H84ZM84 190H83V192H84ZM105 190H106V188H105ZM116 190H117V189H116ZM122 190H124V189H122ZM132 190H133V188H132ZM132 190H131V191H132ZM148 190H149V189H147V191H148ZM152 190H153V189H152ZM173 190H174V189H173ZM212 190H214V189H212ZM212 190H211L210 192H212ZM251 190H252V189H251ZM9 191H10V189H9ZM11 191H12V190H11ZM16 191H19V190H15V191H13V192H15V193L17 194ZM23 191L25 192V190H23ZM27 191H29V190H26V192H27ZM32 191H33V190H32ZM54 191H55V190H53L52 192H54ZM57 191H55V192H57ZM88 191H89V190H88ZM112 191H108V192H112ZM124 191H125V190H124ZM124 191H123V192L120 191V192H121V193H124ZM144 191H145V189H144ZM144 191H142V192H144ZM149 191L151 192V190H149ZM154 191H155V190H154ZM154 191H153V192H154ZM160 191L163 192L164 190H160ZM165 191L167 192V190H165ZM214 191H215V190H214ZM217 191H220V190H217ZM234 191H235V189H234ZM34 192H36V190H34ZM47 192H48V191H47ZM62 192H64V191H62ZM153 192H152V193H153ZM166 192H165V193H166ZM170 192H171V191H170ZM206 192H207L206 194L209 193V195H207L208 197L206 198V200L209 199V197H211V198L213 197V200H212V199H209V200H211V201H212V204L215 205V204H216V201H217L216 199H214V194H215V193L212 192V193H213V196H212V193L210 194V192L207 191V190H206ZM0 193H2V192H0ZM6 193H8V192H6ZM9 193H12V192H9ZM9 193H8V194H9ZM20 193L22 194L23 192H20ZM20 193H18V194H20ZM31 193H32V192H31ZM31 193H30V191H29V194H30V195H31ZM81 193H82V192H81ZM140 193H141V192H139L138 194H140ZM152 193H150V196H151ZM155 193H156V191L154 192V194H155ZM158 193H159V192H158ZM158 193H157V194H158ZM171 193H172V192H171ZM2 194H3V195H6V194H4V193H2ZM29 194H28V195H29ZM35 194L38 195V192H36ZM167 194H169V193L167 192ZM167 194H165V195L167 196ZM206 194L203 195V198H205V195H206ZM217 194H218V193H217ZM3 195H1V196H3ZM11 195H12V194H10V196H11ZM82 195H83V194H82ZM84 195H86V194H84ZM114 195H115V194H114ZM114 195H113V196H114ZM122 195H124V194H122ZM125 195H127V194H125ZM145 195H146V194H144L143 196H145ZM152 195H153V194H152ZM193 195H192V196H193ZM8 196H9V195H7V197H8ZM12 196H13V195H12ZM12 196H11V198H15V196H14V197H12ZM32 196H33V195H32ZM32 196H31V197H32ZM34 196H35V195H34ZM118 196H120V195H118ZM148 196H149V195H148ZM150 196H149V197H150ZM154 196H155V195H153V197H154ZM158 196H159V195H158ZM5 197H6V196H5ZM5 197H4V199L2 198L3 200L0 199V208H1V209H5V208H6V210H7V209L10 207V209H12V206H13L14 204H16V203H15L16 201L13 200V201H15L14 204H12V203H7L8 200L5 199ZM27 197H29V198L31 199L30 196H27ZM27 197H26V198H27ZM35 197H36V196H35ZM84 197L86 198V196H84ZM84 197H83V198H84ZM97 197H98V196H97ZM105 197H106V196H105ZM114 197H116V196H114ZM153 197L151 196V198H149V199H152ZM156 197H157V196H156ZM256 197H258V196H256ZM16 198H20V197H16ZM16 198H15V199H16ZM87 198H88V197H87ZM94 198H96V197H94ZM94 198H93V200H94ZM137 198H138V195H137ZM146 198H147V197H145V199L143 198L145 202L148 200V199L146 200ZM194 198H198V197L195 196ZM203 198H201L202 200H199V201H203ZM9 199H10V198H9ZM23 199H24V198H23ZM23 199L21 198L20 204L23 203V202H22ZM119 199H121V198H119ZM124 199H126V201L128 200V198H123V200H124ZM143 199H142V201H143ZM154 199H157V200H158V198H154ZM159 199H160V198H159ZM198 199H199V198H198ZM258 199H261V198H258ZM258 199H256V200H258ZM16 200H17V199H16ZM19 200H20V199H19ZM19 200H18V201H19ZM24 200H25V199H24ZM27 200L29 201V199H27ZM96 200H97V199H96ZM123 200H122V201H123ZM157 200H156V201H157ZM162 200H163V199L160 200V203H161V202H164V201H162ZM204 200H205V199H204ZM206 200H205V201H206ZM25 201H26V200H25ZM130 201H131V200L127 201V203L130 202ZM132 201H133V200H132ZM142 201H141V202H142ZM154 201H155V200H154ZM154 201L152 200L153 204L158 205V203H154ZM156 201H155V202H156ZM205 201H203L202 204L205 203ZM207 201H208V200H207ZM207 201H206V202H207ZM211 201L207 202V205H210V206H211V204H210ZM252 201H253V199L251 200V204H253ZM261 201H262V200H261ZM9 202H12V201L9 200ZM29 202H30V201H29ZM29 202H25V203L28 204ZM31 202H33V200H32ZM31 202H30V203H31ZM103 202H104V201H103ZM148 202L150 203L151 201H148ZM148 202H146V203H148ZM158 202H159V201H158ZM214 202H215V203H214ZM255 202H258V201H255ZM259 202H260V201H259ZM35 203H36V202H35ZM123 203L125 204V202H123ZM160 203H159V204H160ZM239 203H240V202H239ZM20 204H19V205H20ZM31 204L33 205V203H31ZM31 204H30V205H31ZM150 204L153 205L152 203H150ZM163 204H164V203H163ZM256 204H258V203H256ZM261 204H262V203H261ZM11 205H12V206H11ZM16 205H18V204H16ZM16 205H15V206H16ZM19 205H18V207H19ZM213 205H212V207H210V206L207 207L206 205H203V206H204L203 209H204V210L206 209V210H205V211H206V212H205V215L208 216L209 214H211V215L214 216L215 213H216V216H215V217L218 219L219 217H217V216H219V215H218L219 213H217V211H216L215 209H213V208H215ZM223 205H224V204H223ZM34 206H35V205H34ZM147 206H148V205H147ZM149 206H150V205H149ZM163 206H164V205H163ZM215 206H216V205H215ZM238 206H240V205H238ZM259 206H262V205H259ZM32 207H33V206H32ZM153 207H155V206H153ZM161 207H162V206H161ZM198 207H199V206H198ZM217 207H218V205H217ZM217 207H216V208H217ZM256 207H258V205L254 207V208H255V211H254V212H256ZM21 208L23 209V207H21ZM133 208H135V207H133ZM137 208L139 209V207H136V209H134V211H136ZM141 208H143V207H141ZM150 208H151V207H150ZM150 208H148V209H150ZM163 208H164V207H163ZM184 208H185V207H184ZM209 208H210V209H213V211H216V212H213V211L210 210ZM261 208H262V207H261ZM10 209L8 210V212L10 211ZM13 209H15V208L13 207ZM16 209H19V208H16ZM16 209H15V210H16ZM126 209H127V208H125V210H126ZM145 209H147V208L145 207ZM153 209H154V208H153ZM160 209H161V210H160V213H161L162 208H160ZM247 209H249V207H248ZM251 209H252V208H251ZM251 209H250V210H251ZM258 209H259V208H258ZM141 210H144V209H141ZM172 210H173V208H172ZM185 210H186V209H185ZM199 210H200V209H199ZM244 210H246V209H244ZM252 210H254V209H252ZM1 211H3V210H1ZM11 211H13V210H11ZM18 211H20V210H18ZM139 211H140V210H138L137 212H138V213H141V212H139ZM147 211H148V210H147ZM170 211H171V210H170ZM207 211H208V212H211V213H207ZM246 211H249V210H246ZM258 211H259V210H258ZM258 211H257V212H258ZM3 212H4V211H3ZM23 212H25V211H23ZM23 212H22V213H23ZM137 212H136V213H137ZM143 212H144V211H143ZM145 212H146V210H145ZM145 212H144L143 214H145ZM151 212H152V210H151ZM227 212H229V211H227ZM249 212H250V211H249ZM0 213H1V212H0ZM4 213H5V212H4ZM9 213H11V212H9ZM147 213H148V212H147ZM213 213H214V214H213ZM251 213H252V212H251ZM15 214L17 215L16 211H15L14 215L11 213V215H13V216H15ZM126 214H127V213H126ZM171 214H172V213H171ZM242 214H244V213H242ZM249 214H250V213H249ZM0 215H1V214H0ZM7 215H8V214H7ZM138 215L141 216L140 214H138ZM159 215H160V214H159ZM159 215H157V216H159ZM19 216H20V215H19ZM21 216H22V215H21ZM132 216H133V215H132ZM132 216H131V217H132ZM135 216H137V214H135ZM139 216H137V217H139ZM168 216H169V215H168ZM171 216H172V215H171ZM173 216H174V215H173ZM213 216H208L207 218L209 219V217L211 218V217H213ZM245 216H246V215H245ZM6 217H7V216H6ZM8 217H10V214L8 215ZM23 217H24V216H23ZM118 217H119V216H118ZM120 217H122V214H121ZM124 217H126V216H124ZM149 217H150V216H149ZM184 217H185V216H184ZM204 217H206V216H204ZM241 217H242V216H241ZM13 218H14V217H12V220H13ZM21 218H22V217H21ZM134 218H136V217H134ZM156 218H157V217H156ZM158 218H159V217H158ZM158 218H157V220H159ZM180 218H181V217H180ZM216 218L214 219V217H213V218H211V220L209 219V221H211V223H210L209 226L212 227V226L214 225V226H215V230H216V232H213L214 228H210V229H212V231H211V230H207V231H211V232H213V234H211V235H214V233H216L215 236H216L217 234H218V235L220 234V235L223 237V234H222L219 230L221 229L220 226L223 227V225H225V224H224L225 222H222L223 225H218L217 223H215V221L213 222V219H214V220H217ZM249 218H250V217H249ZM251 218H252V217H251ZM251 218H250V219H251ZM6 219H9V218H6ZM10 219H11V218H10ZM18 219H19V218H18ZM22 219H23V218H22ZM122 219H123V218H122ZM122 219H121V220H122ZM148 219H149V218H148ZM161 219H163V218H161ZM164 219L166 220V218H164ZM250 219H249V220H250ZM12 220H10V221L12 222ZM123 220H124V219H123ZM144 220H145V219H143V221H144ZM157 220H154V221L157 222ZM180 220H181V219H180ZM259 220H260V219H259ZM6 221H7V220H6ZM13 221H14V220H13ZM19 221H20V222H18V220L16 221V218H15V221L12 222V223H15V224H13V225H16V222L21 223V222L24 221V219H23L22 221H21V220H19ZM110 221H111V220H110ZM217 221H218V220H217ZM247 221H248V220H247ZM147 222L150 223V222H153V221H150V219H149V221H147ZM166 222H167V221H166ZM220 222H221V221H220ZM257 222H258V221H257ZM257 222H256V223H257ZM259 222H261V221H259ZM113 223H114V222H113ZM149 223H146V224H148V226H147V230H148V229L151 230V228H148V227H149ZM183 223H184V222H183ZM214 223H215L216 225H215ZM231 223H232V222H231ZM262 223H263V222H262ZM173 224H174V223H173ZM179 224H182V223L180 222ZM208 224H209V223H208ZM212 224H213V225H212ZM219 224H220V223H219ZM239 224H240V223H239ZM11 225H12V224H11ZM11 225H10V226H11ZM19 225H20V224H19ZM150 225H151V224H150ZM164 225H165V222H164ZM166 225H167V224H166ZM217 225H218V227L220 228V229H219V228L217 227V228H218V232H217V229H216V226H217ZM237 225H238V223H237ZM252 225H253V224H252ZM170 226L172 227V225H170ZM240 226H241V225H240ZM246 226H247V225H246ZM261 226H263V224H261ZM163 227L166 228L167 226H163ZM168 227H169V226H168ZM248 227H249V226H248ZM250 227H251V226H250ZM256 227H257V226H256ZM258 227H259V226H258ZM263 227H264V226H263ZM10 228H11V227H10ZM225 229H227V228H225ZM232 229H233V228H232ZM236 229H237V228H236ZM241 229H242V228H241ZM250 229H251V228H250ZM250 229H249V230H250ZM150 230H149V231H150ZM152 230H153V229H152ZM160 230H161V229H160ZM162 230H163V229H162ZM167 230H168V229H167ZM167 230H166V231H167ZM222 230H223V229H222ZM239 230H240V228H239ZM242 230H243V229H242ZM228 231H229V230H228ZM159 232H160V231H159ZM161 232H165V231H161ZM229 232H230V231H229ZM242 232H243V231H242ZM263 232H264V231H263ZM64 233H65V232H64ZM66 233H67V232H66ZM139 233H140V232H139ZM165 233H166V232H165ZM170 233H171V232H170ZM224 233H225V232H224ZM240 233H241V231H240ZM154 234H155V233H154ZM154 234H153V235H154ZM162 234H163V233H162ZM261 234H262V232H261ZM139 235H141V234H139ZM139 235H138V237H139ZM155 235H156V234H155ZM155 235H154V236H155ZM166 235H167V234H166ZM174 235H175V233H174ZM225 235L227 236V233H226ZM225 235H224V236H225ZM64 236H65V235H64ZM154 236H153V237H154ZM162 236H163V235H162ZM215 236H211V237L209 238L210 241H212V240L214 241L213 238L216 239V238H218V237H221V236H217V237H215ZM0 237H1V236H0ZM61 237H62V236H61ZM140 237H141V236H140ZM182 237H183V236H182ZM182 237H181V238H182ZM262 237H264V236H262ZM136 238H137V237H136ZM228 238H229V237H228ZM251 238H252V237H251ZM164 239H166V238H163V240H164ZM182 239H184V238H182ZM182 239H180V240H182ZM211 239H212V240H211ZM218 239H222V238H218ZM218 239H217V240H218ZM255 239H257V238H255ZM259 239H260V237H259ZM140 240H141V239H140ZM157 240H158V239H157ZM160 240H161V239H160ZM3 241H4V240H3ZM142 241H143V240H142ZM178 241H179V240H178ZM0 242H1V241H0ZM155 242H158V241H155ZM184 242H185V241H184ZM258 242H259V241H258ZM8 243H9V242H8ZM10 243H11V242H10ZM185 243H188V242H185ZM200 243H201V242H200ZM211 243H214V242H210V245H211ZM2 244H3V243H2ZM143 244H144V243H143ZM153 244H155V243H153ZM153 244H151V245H153ZM157 244H158V243H157ZM90 245H91V244H90ZM186 245L188 246L189 244H186ZM210 245H208V247H209ZM262 245L264 246V243H262ZM262 245H261V247H262ZM221 246H222V245H221ZM224 246L227 247L226 245H224ZM229 246H231V245H229ZM229 246L227 247V249H228L227 251H228L230 254H232L234 251H232V252L229 251V248H231V250H234V249H233V247H229ZM88 247H89V246H88ZM90 247H91V246H90ZM150 247L153 248L154 245H153V246H150ZM206 247H207V246H206ZM5 248H6V247H5ZM92 248H93V247H92ZM151 248H150V249H147V250H148V251H149V250H153V249H151ZM154 248H156V247H154ZM180 248H181V247H180ZM209 248H210V247H209ZM221 248H222V247H220V249H221ZM223 248H224V247H223ZM246 248H247V246H246ZM99 249H100V248H99ZM164 249H165V248H162L161 251L159 250V251H160L159 253H161L162 250H164ZM206 249H207V248H206ZM250 249H251V248H250ZM8 250H9V249H8ZM194 250H195V249H194ZM196 250H198V249H196ZM207 250H208V249H207ZM223 250H224V249H223ZM5 251H6V250H5ZM94 251H95V250H94ZM165 251H166V250H165ZM165 251H164V252H165ZM183 251H184V250H183ZM198 251H199V250H198ZM209 251H210V250H209ZM209 251H206V250H205V253H207V252H209ZM227 251L224 250L223 252H227ZM251 251H252V250H251ZM1 252H2V251H1ZM149 252L152 253V251H149ZM153 252H154V250H153ZM195 252H196V251H195ZM220 252L222 253V251H220ZM6 253H7V252H6ZM8 253H9V252H8ZM74 253H75V252H74ZM95 253H96V252H95ZM157 253H158V252H156L155 254H157ZM203 253H204V252H203ZM205 253H204V254H205ZM229 253H228V254H229ZM261 253H262V252H261ZM263 253H264V252H263ZM2 254L5 255V253H3V252H2ZM97 254H98V253H97ZM110 254H111V253H110ZM112 254H113V253H112ZM155 254H153V256H154ZM201 254H202V252H201ZM204 254H202V256L205 257ZM207 254L209 255V253H207ZM210 254H211V253H210ZM248 254L250 255V253H248ZM7 255H9V254H7ZM10 255H11V254H10ZM107 255H108V254H107ZM113 255H114V254H113ZM208 255H207V256H208ZM211 255H213V254H211ZM211 255H210V256H211ZM232 255H234V254H232ZM249 255H248V256H249ZM105 256H106V255H105ZM146 256H147V255H146ZM161 256H163V255H161ZM169 256H170V254H169ZM229 256H231V255H229ZM71 257H72V256H71ZM74 257H75V256H74ZM106 257L109 258L108 256H106ZM111 257H112V256H111ZM204 257H202V258H204ZM214 257H215V256H212V259H213ZM252 257H256L255 254H254V256H252ZM252 257H251V258H252ZM262 257H263V255H262ZM154 258H157V257H154ZM251 258H249V259H251ZM0 259H1V257H0ZM12 259H13V258H12ZM70 259H71V258H70ZM93 259H94V258H93ZM167 259H168V258H167ZM176 259L180 260L179 258H174L173 261L176 260ZM255 259H258V258H255ZM169 260H171V259H169ZM11 261H12V260H11ZM38 261H39V260H38ZM98 261H99V260H97V262H98ZM166 261H168V260H166ZM193 261H196V259H194ZM197 261H198V260H197ZM200 261H202V259H200ZM200 261H199V262H200ZM254 261H255V260H254ZM254 261H252V262L255 263ZM36 262H37V261H36ZM171 262H172V261H168L169 264H171ZM0 263H2V262H0ZM3 263L7 264L6 262H4V260H3ZM175 263H176V262H175ZM175 263H173V264H175ZM13 264H14V263H13ZM36 264H40V263H36ZM153 264H155V263H153ZM157 264H159V263H157ZM176 264H178V263H176Z\"/></svg>",
    "mask_w": 264,
    "mask_h": 264
}]
</instances>
